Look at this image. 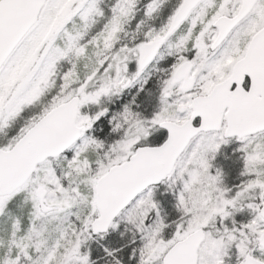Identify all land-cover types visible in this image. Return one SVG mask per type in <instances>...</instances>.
Instances as JSON below:
<instances>
[{"label": "snow or ice", "instance_id": "obj_1", "mask_svg": "<svg viewBox=\"0 0 264 264\" xmlns=\"http://www.w3.org/2000/svg\"><path fill=\"white\" fill-rule=\"evenodd\" d=\"M13 74L0 103V218L21 197L29 211L7 224L0 264H97L88 242L121 222L139 234L136 264H227L232 250L235 264H264V123L245 126L240 112L264 90V0H0V94ZM211 82L216 122L202 103ZM63 97L71 108L50 126H80L51 145L25 140ZM231 138L242 179L228 186L212 161ZM104 172L130 182L118 199L94 186ZM101 247L102 264H123Z\"/></svg>", "mask_w": 264, "mask_h": 264}, {"label": "rangeland", "instance_id": "obj_2", "mask_svg": "<svg viewBox=\"0 0 264 264\" xmlns=\"http://www.w3.org/2000/svg\"><path fill=\"white\" fill-rule=\"evenodd\" d=\"M172 2H174V0H170V3H172ZM154 23H156L158 25L159 20L154 21ZM168 59L170 60L171 57H168ZM234 59L235 58L230 57L227 61H225V64H231ZM226 75H227V73L221 72L220 76L218 77V80L223 79ZM15 78H16L15 74H13V76L10 77L8 84L5 87L4 92L2 94H0V103L4 102V97L7 95V88L10 87L11 83L15 80ZM214 84H215V82H211V87ZM211 87L206 88L205 91L208 92L211 89ZM34 94H35V92L30 93L29 96L25 97V99H30L31 96ZM69 95H71V93H69ZM66 99H68V97H63V98L59 99L55 104H58V103L66 100ZM139 100H140V97L138 96L137 101L139 102ZM105 103H106V106L109 108V112L106 115H111L112 111L118 110L120 103H123V102H117V101L111 100V101H106ZM98 107L99 106H97V105H89V106H87V110H89L91 112H95L96 110H98ZM133 108L135 109V105H133ZM143 108H144V106H143ZM135 110L140 111L139 109H135ZM144 110H145V108H144ZM150 113H151L150 109H147V113L144 115H150ZM25 114H27V113H25ZM101 120L102 121L97 122V125H99V128L101 129L100 124H103L104 126H107V130H108L109 126L107 125L106 120L103 117L101 118ZM77 123L80 124L81 122L77 121ZM30 125H31V123H30ZM95 127H96V125H94V128ZM6 132H7V129H0V137L5 136ZM92 134L93 135H99L100 138H103L102 132L93 131ZM160 135L164 136V132L162 130L160 132ZM149 139H151V138H149ZM238 143L239 142L236 141L234 138H231L227 145L222 146V149L220 150V152L217 153L215 159L212 161L213 165L220 166L222 168V171H224L227 174L225 177V182L228 186H231L233 184H238L240 182V180L242 179V177H239V175H238L239 161H238L237 157L239 156V153L233 151V149L238 146ZM225 156H227L228 159H225ZM103 174H101V175H103ZM101 175L92 178L93 184H95L96 180ZM162 187L163 186H161V188ZM157 198H159L158 195H157ZM162 203H163V201H162ZM164 212H168L169 218H171V214H170L171 211H170V208L168 206L164 207ZM236 215L238 216V220L236 219ZM234 218L237 221L246 220L247 212L246 211L237 212V213H235ZM122 232L124 233L123 235H121ZM116 237H118V238L116 239ZM121 238H126V241L124 243L126 244V246H128V249H129V251L126 250V252H124L123 254H121V252L118 253L120 258L123 260V264H136L137 257L132 255V250H133V248L138 247V245L140 244L139 234L135 233L134 230L126 231L124 222H121L115 231L110 229L108 234L105 236V238L103 240H99V238H96V239L88 242V247L91 249L92 258L97 260V264H102V260L104 259L103 248L101 247V245H104L107 247L117 248L116 246L119 244L118 241ZM120 243H121V241H120Z\"/></svg>", "mask_w": 264, "mask_h": 264}, {"label": "water", "instance_id": "obj_3", "mask_svg": "<svg viewBox=\"0 0 264 264\" xmlns=\"http://www.w3.org/2000/svg\"><path fill=\"white\" fill-rule=\"evenodd\" d=\"M216 85L211 89L207 96L203 97L202 103L207 104L208 114L210 122L218 121V114L215 111L214 105L211 103L210 98L214 95V89ZM74 100V98H73ZM73 100H66L56 106H54L50 111L45 113L42 117L37 120L36 124H33L26 132L25 140H32L36 137H40L43 144L51 145L55 143L58 139L65 136V128L76 129L79 126L76 125L75 120H69L67 124L60 122L55 125V127L50 126L56 115L62 111L70 110ZM261 108H264V90H261V94L257 95L252 101L246 102L240 106V112L243 117V124L245 126H259L264 123V119L261 117ZM166 133V130H164ZM18 170L13 173L14 177L17 176ZM111 173L105 172L101 175L95 186L97 188L102 185H107V190L109 195L113 199H118L122 196L130 186V182L124 183H113L111 182Z\"/></svg>", "mask_w": 264, "mask_h": 264}, {"label": "trees", "instance_id": "obj_4", "mask_svg": "<svg viewBox=\"0 0 264 264\" xmlns=\"http://www.w3.org/2000/svg\"><path fill=\"white\" fill-rule=\"evenodd\" d=\"M29 211V206L25 202L24 198L21 197L13 209L12 213L10 215H6L3 218H0V240H3L5 243L7 242L8 236L5 231V228L8 223L11 222L13 218L17 215H26Z\"/></svg>", "mask_w": 264, "mask_h": 264}, {"label": "flooded vegetation", "instance_id": "obj_5", "mask_svg": "<svg viewBox=\"0 0 264 264\" xmlns=\"http://www.w3.org/2000/svg\"><path fill=\"white\" fill-rule=\"evenodd\" d=\"M160 63H161V65H163L164 61H161ZM154 80H155V77L150 78V84L149 85H145V87L148 88V87L152 86V81H154ZM135 93H136V86H133L131 89H125L124 93L120 94L118 99L117 98H113L112 100L117 101V102H125L126 100H129L132 97V95L135 94ZM153 103H154V101H153ZM120 104H122V103H120ZM148 109H150V111H151V106H149ZM139 110L143 111L144 114L147 113V110H144L143 105H141V108H139ZM100 121H102V120L100 119ZM100 126H101V129L103 131L104 130L107 131V126H104L103 124H100ZM149 138H151V137H149ZM225 259L227 261V264H235L236 257L234 255V250H232V252L230 253L229 257H226Z\"/></svg>", "mask_w": 264, "mask_h": 264}, {"label": "bare ground", "instance_id": "obj_6", "mask_svg": "<svg viewBox=\"0 0 264 264\" xmlns=\"http://www.w3.org/2000/svg\"><path fill=\"white\" fill-rule=\"evenodd\" d=\"M238 215V214H237ZM236 215V219L238 220V216ZM228 221H226V223H227ZM118 237H116V239H117ZM120 241H121V243H120ZM126 241V238H121V239H119V244L116 246L120 251L119 252H121V254H123L124 252H126V250H128L129 251V249H128V246H126V244L124 243Z\"/></svg>", "mask_w": 264, "mask_h": 264}]
</instances>
